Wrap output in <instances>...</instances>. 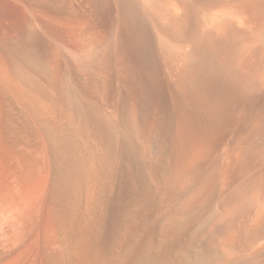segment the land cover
Instances as JSON below:
<instances>
[{
  "label": "bare ground",
  "instance_id": "1",
  "mask_svg": "<svg viewBox=\"0 0 264 264\" xmlns=\"http://www.w3.org/2000/svg\"><path fill=\"white\" fill-rule=\"evenodd\" d=\"M0 264H264V0H0Z\"/></svg>",
  "mask_w": 264,
  "mask_h": 264
},
{
  "label": "rangeland",
  "instance_id": "2",
  "mask_svg": "<svg viewBox=\"0 0 264 264\" xmlns=\"http://www.w3.org/2000/svg\"><path fill=\"white\" fill-rule=\"evenodd\" d=\"M13 9H14V7L10 6V7L7 8L6 12H8L10 14L13 11Z\"/></svg>",
  "mask_w": 264,
  "mask_h": 264
}]
</instances>
